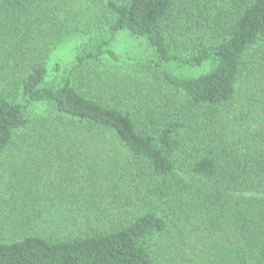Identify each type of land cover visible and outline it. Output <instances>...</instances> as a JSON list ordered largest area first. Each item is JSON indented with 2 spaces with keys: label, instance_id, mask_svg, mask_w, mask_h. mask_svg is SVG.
Listing matches in <instances>:
<instances>
[{
  "label": "trees",
  "instance_id": "16d2710c",
  "mask_svg": "<svg viewBox=\"0 0 264 264\" xmlns=\"http://www.w3.org/2000/svg\"><path fill=\"white\" fill-rule=\"evenodd\" d=\"M95 1L112 35L148 39L177 101L163 118L158 109L136 117L70 77L47 86L41 41L28 30L34 1L0 0V156L26 125L25 109L50 103L132 153L141 203L106 230L0 241V264H264V0ZM172 62L209 67L182 77Z\"/></svg>",
  "mask_w": 264,
  "mask_h": 264
},
{
  "label": "rangeland",
  "instance_id": "374dc122",
  "mask_svg": "<svg viewBox=\"0 0 264 264\" xmlns=\"http://www.w3.org/2000/svg\"><path fill=\"white\" fill-rule=\"evenodd\" d=\"M33 1L28 30L41 41L38 58L48 69L47 86L70 77L84 95L136 117L150 109L162 117L177 101L158 76L160 61L148 39L126 29L112 35L100 2ZM102 44L99 58L79 63ZM166 66L182 77L209 67ZM25 115L26 125L0 156V241L106 230L139 206L134 178L141 177V165L116 136L76 126L50 103H33Z\"/></svg>",
  "mask_w": 264,
  "mask_h": 264
}]
</instances>
